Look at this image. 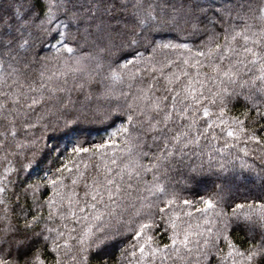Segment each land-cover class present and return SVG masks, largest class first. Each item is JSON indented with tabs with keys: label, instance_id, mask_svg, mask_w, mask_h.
Returning a JSON list of instances; mask_svg holds the SVG:
<instances>
[{
	"label": "snow or ice",
	"instance_id": "1",
	"mask_svg": "<svg viewBox=\"0 0 264 264\" xmlns=\"http://www.w3.org/2000/svg\"><path fill=\"white\" fill-rule=\"evenodd\" d=\"M48 48L75 58L71 86L67 73H47ZM164 50L179 55L157 59ZM241 100L243 119H226ZM101 117L121 121L104 143L78 141L29 179L47 140ZM261 122L264 0H0V264H264V212L236 204L229 215L223 184L196 210L213 214L211 227L182 229L167 215L180 198L175 175L203 169L188 163L202 143L226 131L224 149L242 137L264 144ZM237 229L248 247L231 239Z\"/></svg>",
	"mask_w": 264,
	"mask_h": 264
},
{
	"label": "trees",
	"instance_id": "2",
	"mask_svg": "<svg viewBox=\"0 0 264 264\" xmlns=\"http://www.w3.org/2000/svg\"><path fill=\"white\" fill-rule=\"evenodd\" d=\"M41 55L48 57V74L67 73L69 86L73 84V77L78 74L73 72L76 65L75 58L72 57L71 54L67 52L57 53L54 49L48 48L43 51ZM76 55H81V53H77ZM178 55L179 53L171 50H164L157 54V59L162 61L168 57L176 59ZM131 70L136 71V69ZM64 79V75H60L58 81L53 80V84H62ZM121 87L127 90L126 86L116 84L115 88L117 94ZM75 95L76 93H73L74 97ZM81 99H83V97H81ZM229 108L230 111L227 117H225L226 119L232 116H238L243 119L241 115L245 110L243 100L229 105ZM213 111L217 110L213 109ZM251 117H255V112L251 113ZM101 119L104 120L103 123L99 121L93 123L81 122L70 128H62L60 132L54 134L52 139L47 140L48 148L44 150L43 155L37 154L35 160L32 161L33 166L28 169L30 173L29 179L34 180L38 176L44 175L45 172L52 171L56 167H59L64 161V157L69 155L73 144L78 141H87V143L84 144L85 147H90L92 144L104 143L108 139L109 133L115 131L116 127L121 123L120 120H116L115 124L110 127V120H106L103 117H101ZM229 126L234 130L236 128V126L231 123H229ZM256 127L259 128L260 125H256ZM216 131L219 133V129H216ZM259 135L264 137V132H260ZM113 139L119 141L120 137L117 135L113 137ZM225 139L229 140L230 143L232 142L231 138L226 136V131L219 140L212 141L211 145L202 143V155L200 157H193L188 161L191 167L197 168L203 163V169L201 171L193 174L190 168H182L181 171L175 175L173 181L175 185L174 190L179 193L180 198L167 212V215L178 218L177 223L181 224L182 229L190 226L193 231H198L205 227L212 226L211 224L206 225L205 221L214 220L213 214L210 212L208 216H205L196 210L204 207V205L199 202L200 198L212 196L219 190L218 186L221 184H223L224 187V207L229 215L236 204L245 205L243 209L237 210L241 215L251 213L253 216H258L261 212H264V208H261V205L264 204V144L257 145L254 141H247L246 137H242L235 147L224 149ZM65 146L68 147V152L63 151ZM216 148L221 149V151H216ZM114 150L119 152V147L116 149L109 148L108 154L111 155ZM244 150H247V155H245ZM28 155L29 160H32V154L29 153ZM24 163L27 164L28 161H24ZM6 164L7 161L0 159V173L3 172ZM221 165H223L225 169L223 172L220 171ZM81 167H83V165H81ZM23 175L25 174L22 173V177ZM193 175H195V179L190 178ZM147 180H152L151 174L147 176ZM50 194L51 190L49 189L44 193L43 198L46 199ZM160 199L164 200L166 197L162 196ZM184 199L191 200L193 202L192 206L189 207L184 205ZM249 205H251V207H248ZM161 206L163 205L161 204ZM188 213H191V215H187ZM156 219L159 221V216H157ZM170 232L171 229L169 228V234ZM158 239H160L161 243L169 242L167 234L162 238L158 237ZM231 239L235 241L241 249L248 247V237L245 232L239 229L232 232ZM70 243L74 242L70 241ZM125 246L126 244H122L120 247ZM220 247L226 254L228 251L226 244L222 243ZM112 251L114 254V261L119 260V249L114 248ZM137 257H139V252H137ZM236 259L239 264V258L237 257ZM69 264H71L70 261ZM227 264H231V260H229Z\"/></svg>",
	"mask_w": 264,
	"mask_h": 264
}]
</instances>
